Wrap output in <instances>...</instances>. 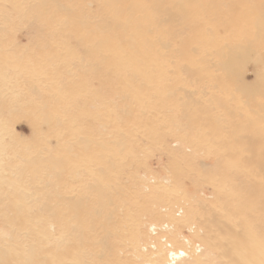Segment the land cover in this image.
I'll use <instances>...</instances> for the list:
<instances>
[{
    "label": "rangeland",
    "instance_id": "rangeland-1",
    "mask_svg": "<svg viewBox=\"0 0 264 264\" xmlns=\"http://www.w3.org/2000/svg\"><path fill=\"white\" fill-rule=\"evenodd\" d=\"M173 1L144 0L143 61L96 42L126 39L117 1L0 0V249L35 244L4 219L19 205L45 257L87 264H168L171 246L204 250L215 218L260 216L242 207L264 185V93H242L221 60L252 48L241 80L264 85V0H187L177 15Z\"/></svg>",
    "mask_w": 264,
    "mask_h": 264
},
{
    "label": "bare ground",
    "instance_id": "bare-ground-1",
    "mask_svg": "<svg viewBox=\"0 0 264 264\" xmlns=\"http://www.w3.org/2000/svg\"><path fill=\"white\" fill-rule=\"evenodd\" d=\"M110 1H117L122 5V7L113 8L112 11L109 13L112 14V18L115 21L114 26L120 27V30L122 31V33L126 37V39H124V37L120 35V36H118V40H115V39L113 40L110 38V36H108V35L106 36L105 34H102V31H101V33L98 34L97 38H96L97 44L100 46V48L106 47V46L117 45L118 47H122L124 50L134 49V50H136V52L142 58L143 61H148L149 57L143 55L142 51H146V48H143L145 44L148 47H150L151 44L149 42L148 43H143V42L137 43L135 40V37L137 35L144 34V32H146V29L143 26L149 25V24H145L146 21L150 20V14L148 13L147 9L144 6V0H110ZM210 1L214 6L215 2L213 0H208L207 2L209 3ZM173 2H174V7H175L173 9L175 12V15H177V13H176L177 9L182 10V11H186L187 3H188L187 0H174ZM259 2L261 3L262 0H260ZM237 6H238V4H235L233 10H235V8ZM111 7H112V5H110V8ZM214 8H215V6H214ZM135 9H139V12L142 13L140 20H137L136 16L134 17L132 14H130V12L135 10ZM218 9H219V7H218ZM174 12L169 10V9L165 12L169 16L167 21L172 20V17L174 16ZM259 16L264 18V14H260ZM183 20H184V18H183ZM185 20H186V18H185ZM263 29H264V23L258 21V23H256L255 30L262 31ZM234 47H235V45H234ZM234 47H232V48H234ZM230 50L231 51L228 53L224 52L225 54H223V57L221 60V66H222L221 68H223V70L226 71L227 73L235 75V77H236L235 79L240 82V85H239L240 89L239 90L242 93L247 94L249 96H253V94H255V93H261V92L264 93V85L252 87V86H248V85L242 83V80H241V73H242V70L244 69L245 65L248 62H260L261 57L258 56L256 53H254V55H253L251 53L252 48H247V46H245V48L241 49L237 55H236L235 49L230 48ZM221 52H222V50H221ZM117 55H119L118 52L114 54V57H116ZM120 55H121V52H120ZM219 55H221V54H219ZM143 61H140V63H143ZM137 64H138V62H137ZM257 72H259V71H257ZM259 76H261V79L264 78V65H263V69L259 72ZM253 91H256V92L252 94ZM253 167H252V169H253ZM243 172L249 178H252L251 168L249 170L245 166L243 169ZM247 183H249V182H247ZM249 184H250V186L248 187L249 188L248 194H250V195L258 194V197H256V198L254 197V200L252 201V203L250 205H244L242 208H246V209L250 210V212H253V211L259 212V213H261L260 216L258 215V217H256L255 219L250 217V219H253V221H249L250 219L247 218V220L245 222L240 221V222H238V224L232 223L234 218L230 219L229 222H224V223H222L221 220L219 221V219L215 218L214 219V224H215L214 227H216L218 232L214 235L209 234V233L206 234V235H208L207 238L203 239L204 250L202 248H200V246L197 247V245H196V248H195V246L192 245L193 247H191V250L190 251L188 250V252H187L189 254H187V256L186 255L184 256L183 255L184 250H180L177 247L171 246L168 250H166V252H167L165 255V259L167 260L166 263H168V264L169 263L170 264L175 263L176 264V263L184 260L185 257L187 258L189 256L190 263L192 262L193 264H215V263L216 264H264V185L263 184H255V183H249ZM19 196H20V198H23V195H19ZM19 196L17 197V200L19 199ZM21 200H19V201H21ZM17 207H20V208H17ZM23 211H24V209L21 208V205L16 206V209L13 212V215L7 216L4 214V219L6 220V223H9L13 226H17V228L19 226H24V227L28 226L30 229V227H31L30 232L28 234V237H30V239H32V240H35V244L34 243H32L30 245L28 244V245H26L27 247H25L24 244L21 245L20 247L15 246L14 248L9 249L11 252H9L6 249V247L8 245L5 246V248L1 247L2 250L0 249V264H87L85 262L86 260L84 261V259L82 257H76V258L72 257L73 259L69 257L68 259L71 260L70 263H67V261H66L67 259L65 261H62L63 257L62 258L61 257L55 258L54 262H52L49 258L45 257L44 252H43V247L40 246L39 244H36V242H37L36 240L39 238L38 234L40 233V230L33 227L32 218L30 217L31 215L29 216L28 214H26V212H28V211H26V212H23ZM231 213L232 212H230V214ZM217 215H219V214H217ZM210 218H211V216L209 217V219ZM211 221H213V220H211ZM207 222H209V221L207 220ZM209 225H207V226H209ZM203 227H204V225H203ZM19 232H21V231H19ZM83 232H84V230H83ZM114 232H116V231H114ZM10 234H12V233H10ZM10 234H9V236H10ZM109 235H111V234H109ZM24 240L26 241V239H24ZM102 240H104V239H102ZM2 241H4V239ZM11 241H12V239H11ZM20 241H21V239H20ZM28 242H29V240H28ZM30 242H32V241H30ZM7 243H8V241H7ZM151 244H152V242H151ZM167 244H169V243H167ZM147 245H149V244H147ZM111 247L115 248V245H113ZM145 247H147V246H145ZM159 247H161V245ZM168 247L169 246L167 245V248ZM5 249L7 251H5ZM155 249H157V248H155ZM155 249H154V252H157V250H155ZM152 250H153V248H152ZM110 252L112 254V249ZM99 253H101V252H99ZM148 253H146V254H148ZM97 255H99V254H97ZM161 255H163V254H161ZM157 256H158V254H157ZM157 256H155V257H157ZM158 257H157V259H158ZM189 258H188V261H189ZM146 259H147V257H146ZM215 259L217 261H214ZM97 260H98L97 262H99L98 258H97ZM107 260L109 261V256H108ZM158 260L160 261L161 257ZM149 261H146V262H149ZM104 262H106V261H104ZM155 263H157V262H155ZM181 263H183V262H181ZM98 264H103V263L99 262ZM164 264H165V262H164Z\"/></svg>",
    "mask_w": 264,
    "mask_h": 264
}]
</instances>
